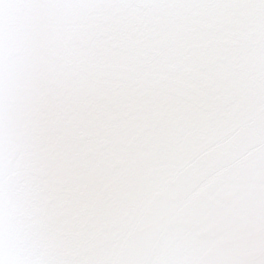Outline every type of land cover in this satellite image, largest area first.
Masks as SVG:
<instances>
[{"label": "snow or ice", "instance_id": "1", "mask_svg": "<svg viewBox=\"0 0 264 264\" xmlns=\"http://www.w3.org/2000/svg\"><path fill=\"white\" fill-rule=\"evenodd\" d=\"M0 264H264V0H0Z\"/></svg>", "mask_w": 264, "mask_h": 264}]
</instances>
